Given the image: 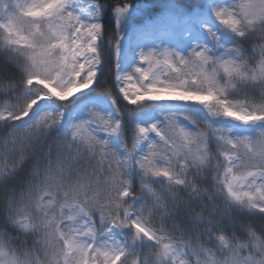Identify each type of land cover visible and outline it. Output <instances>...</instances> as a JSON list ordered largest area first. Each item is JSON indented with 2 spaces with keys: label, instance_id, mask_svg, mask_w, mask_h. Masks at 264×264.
<instances>
[{
  "label": "snow or ice",
  "instance_id": "obj_1",
  "mask_svg": "<svg viewBox=\"0 0 264 264\" xmlns=\"http://www.w3.org/2000/svg\"><path fill=\"white\" fill-rule=\"evenodd\" d=\"M0 264H264V0H0Z\"/></svg>",
  "mask_w": 264,
  "mask_h": 264
},
{
  "label": "trees",
  "instance_id": "obj_2",
  "mask_svg": "<svg viewBox=\"0 0 264 264\" xmlns=\"http://www.w3.org/2000/svg\"><path fill=\"white\" fill-rule=\"evenodd\" d=\"M139 1H145V2H149L152 4L151 7H149L150 9H153V14H155L156 11H159V6L164 3V0H131V2L133 4L139 2ZM147 8V9H149ZM144 18L143 17H137L135 23H140Z\"/></svg>",
  "mask_w": 264,
  "mask_h": 264
},
{
  "label": "rangeland",
  "instance_id": "obj_3",
  "mask_svg": "<svg viewBox=\"0 0 264 264\" xmlns=\"http://www.w3.org/2000/svg\"><path fill=\"white\" fill-rule=\"evenodd\" d=\"M135 4H138L140 7H142V8H149V7H151L152 6V4L151 3H149V2H145V1H139V2H137V3H135ZM144 20V19H143ZM143 20L141 21V23H143ZM138 24V23H137ZM140 24V23H139Z\"/></svg>",
  "mask_w": 264,
  "mask_h": 264
}]
</instances>
